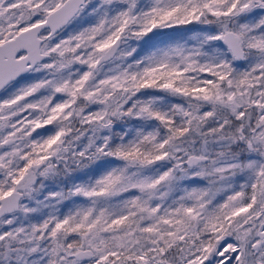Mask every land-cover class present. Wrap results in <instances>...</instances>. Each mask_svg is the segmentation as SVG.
<instances>
[{
  "label": "snow or ice",
  "instance_id": "6c2138e0",
  "mask_svg": "<svg viewBox=\"0 0 264 264\" xmlns=\"http://www.w3.org/2000/svg\"><path fill=\"white\" fill-rule=\"evenodd\" d=\"M0 264H264V0H0Z\"/></svg>",
  "mask_w": 264,
  "mask_h": 264
}]
</instances>
